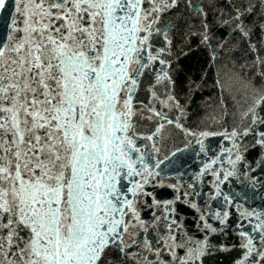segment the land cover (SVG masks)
I'll return each mask as SVG.
<instances>
[{"label":"snow or ice","instance_id":"1","mask_svg":"<svg viewBox=\"0 0 264 264\" xmlns=\"http://www.w3.org/2000/svg\"><path fill=\"white\" fill-rule=\"evenodd\" d=\"M0 19V264H203L231 213L201 209L188 199L201 196L194 183L174 166L177 182L165 183V168L192 141L207 156L204 139L221 137L219 154L190 178L213 176V200L242 150L259 148L264 168V0H0ZM226 49L251 61L235 72L240 123L225 127L222 97L208 128L194 131L174 65L200 51L218 67ZM158 188L174 198L158 199ZM223 201L239 211L235 264H264V211ZM178 203L200 213L201 236Z\"/></svg>","mask_w":264,"mask_h":264},{"label":"water","instance_id":"2","mask_svg":"<svg viewBox=\"0 0 264 264\" xmlns=\"http://www.w3.org/2000/svg\"><path fill=\"white\" fill-rule=\"evenodd\" d=\"M213 19L215 17H212ZM176 18H170V22ZM187 19V17L185 18ZM253 21L256 18L253 17ZM198 24V21H195ZM182 29L185 27L181 24ZM259 41L260 34L253 38ZM233 52L228 49L225 50L223 57L219 66H209L205 63L206 56L203 52L197 51L195 55H189L186 59H182L180 63L174 65V72L177 75V86L176 90L179 93L181 101L186 107V124L189 128L194 131H201L208 128L210 121L208 120V115L210 112L213 114H219L220 112V99L222 97L228 98L227 108L229 115L224 119L227 121L225 127L229 130L234 126V124H239V115L234 114V109L232 106V96H235L243 92V85L239 78L235 75V72L240 71V63H250L251 61H245L243 56L237 51V55L240 63L233 59ZM206 76V83L203 84L202 88H198L193 95L188 91L187 85L193 77L199 78L201 76ZM219 82V83H217ZM202 82L197 79V84ZM257 87L260 86L261 82L257 81ZM211 104L213 107L209 108L208 105ZM214 109V112H213ZM264 115V113H261ZM243 126H246V122ZM208 130L216 131L220 130V125L212 124L211 128ZM203 139V138H201ZM221 137H211L204 139L205 149L207 151V156L201 153L197 156L200 151L199 145L192 141L191 137L186 139L179 138L176 140L175 145H169L170 148L174 146L184 147L185 143L192 141L191 146L183 153H178L175 158H173V165L165 168V173L168 175L169 179H165V183H176L177 181L171 179L176 175L172 171V167L179 168L180 172L184 173L182 177L185 186L188 183H194L195 190L201 193V196H191L188 199L197 203L201 209H204L205 202L211 205L212 211L217 210H227L231 213L229 219L230 227L227 228L225 235H214L211 237V243L215 247L211 250V254L206 255L203 258V264H235V261L240 258L241 250L239 249V237L236 235V223L239 218V211L237 208L231 207L224 204L223 195H228L234 203L240 207V211L244 209H254L256 211H264V188L261 184L264 183V168L257 163L261 158V152L259 148H250L247 152H243L244 160L237 163L235 168V174L229 177L228 181L220 185V191L222 196L216 197L215 200L211 197L215 196L214 180L213 176H207L202 178V182L192 181L190 178L199 173L202 163L209 162V158H214L215 155L219 154L221 147ZM252 141V137L249 136L244 143H249ZM231 142L225 141L224 146L229 147ZM163 158L162 156L160 157ZM227 159V157H225ZM167 164V162H166ZM214 168H227L232 171L230 165L221 164L213 165ZM253 180L257 182L255 185L252 183ZM192 191V189H187L186 187L182 191ZM157 198L161 200L173 199L174 193L168 188H158L156 189ZM177 209L178 218L185 222L186 227L196 233L199 237L201 233L197 232V222L199 221L200 213L196 210L191 209L186 204L178 203L173 205ZM207 219V217H206ZM247 223L246 221H244ZM214 227H220L215 220H209ZM256 221L253 218V224ZM227 245L231 250L222 251L220 250V245ZM237 245V247H232Z\"/></svg>","mask_w":264,"mask_h":264}]
</instances>
